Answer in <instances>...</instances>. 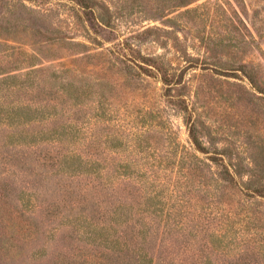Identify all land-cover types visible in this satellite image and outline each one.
Wrapping results in <instances>:
<instances>
[{
    "label": "rangeland",
    "instance_id": "obj_1",
    "mask_svg": "<svg viewBox=\"0 0 264 264\" xmlns=\"http://www.w3.org/2000/svg\"><path fill=\"white\" fill-rule=\"evenodd\" d=\"M11 1L37 13L0 8V264H264V199L219 175L264 161V0H107L115 30Z\"/></svg>",
    "mask_w": 264,
    "mask_h": 264
},
{
    "label": "trees",
    "instance_id": "obj_2",
    "mask_svg": "<svg viewBox=\"0 0 264 264\" xmlns=\"http://www.w3.org/2000/svg\"><path fill=\"white\" fill-rule=\"evenodd\" d=\"M68 1L73 3L74 14L79 20V24L82 26V28L86 30H96L98 28L102 30H115V13L107 0ZM195 1L197 0H176L173 7H186ZM6 5L7 7H10V9L8 7V10L11 11V16L16 15V13L14 12L16 8H23L25 10H29L30 12H36L33 8L29 7L24 2L0 0V8H5ZM150 30L151 29L147 28L137 35L132 34V38L137 39L139 38V35L147 34ZM97 43L100 44L101 42L97 40ZM132 45L133 44L129 42V38H127L125 42H122L120 44V50L117 51V54L119 56H126L127 54L124 53V51L126 49L134 50ZM138 56L139 57H135L134 59L137 60L136 65L138 66V68L147 75L156 74L157 76H159V78L167 86L168 90L172 91V89H174L176 85H179L181 83V78L176 79V75L172 74L170 72V69L167 68L164 63L158 60L156 57L149 54H142L140 51H138ZM5 58H7V56H4V58H2L0 53V75L4 74V70L8 68L5 64H10L9 62L3 61V59ZM2 64L5 67H1L3 66ZM217 64L222 65L224 64V61H219ZM236 69L241 71L243 75H245L250 80L254 87H257V89L259 88L258 73L254 70L253 67H251L248 63L242 62L238 63ZM16 76L17 75H11L9 76V78ZM185 103V99L183 98L179 100L178 105L181 107V109L187 110V105ZM186 123L193 145L197 149L208 153L209 149L205 145V140L203 137L205 132H203L200 124L195 119H193L192 115L188 116ZM221 154L226 156V153L221 152ZM210 159L218 163V159H216L215 155H211ZM251 160L252 165L248 166L247 169L241 170L235 164H233V167H229L227 163H223L222 159V161L220 160L222 162L220 163L222 168L219 175L224 181L239 186L242 192L248 197L264 199V161L261 162L254 157Z\"/></svg>",
    "mask_w": 264,
    "mask_h": 264
}]
</instances>
